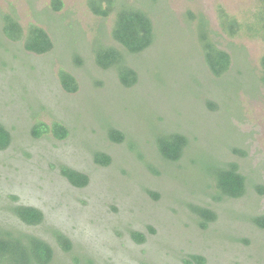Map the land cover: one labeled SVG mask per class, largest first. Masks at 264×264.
<instances>
[{
	"label": "rangeland",
	"instance_id": "rangeland-1",
	"mask_svg": "<svg viewBox=\"0 0 264 264\" xmlns=\"http://www.w3.org/2000/svg\"><path fill=\"white\" fill-rule=\"evenodd\" d=\"M60 1L57 11L54 0H0V121L12 134L0 151V225L51 243L54 230L63 232L75 248L66 254L58 247L54 264H85L86 257L94 264H188L198 255L205 264H264V230L252 220L264 215V192L254 189L264 187V43L244 32L222 34L218 19L222 7L249 22L259 0H122L153 5L157 30L155 44L128 60L140 81L129 90L115 69L95 61L98 45L117 46L114 15H94L89 0ZM9 14L25 31L44 28L54 48L39 55L9 40L2 31ZM200 15L233 57L225 82H214L205 66ZM62 70L78 81L76 92L61 85ZM38 122H60L70 134L37 138ZM110 127L124 142L109 139ZM172 132L190 141L177 163L160 158L156 146L159 134ZM97 152L112 163L97 164ZM215 157L239 165L248 179L244 197L212 199L207 174ZM63 166L89 175V184H70ZM16 205L42 210L44 224L23 226L11 211ZM194 206L213 209L217 221L202 229ZM134 233L146 240L138 243Z\"/></svg>",
	"mask_w": 264,
	"mask_h": 264
},
{
	"label": "trees",
	"instance_id": "trees-1",
	"mask_svg": "<svg viewBox=\"0 0 264 264\" xmlns=\"http://www.w3.org/2000/svg\"><path fill=\"white\" fill-rule=\"evenodd\" d=\"M152 2L154 4L155 0ZM88 5L91 12L98 17L105 19L111 15L115 17L111 37L117 46L98 45L95 49L96 64L105 70L115 69L119 84L128 90L133 88L140 81L137 72L129 66L128 60L130 57L142 54L155 44L157 30L150 15L153 5L147 4L145 8H139L122 0H89ZM53 7L58 11L63 4L60 0H54ZM194 18L190 15V21ZM218 19L222 34L235 38L244 32L248 37L260 39L264 43V0H259V7L249 22H240L222 7L218 9ZM197 20V37L205 66L215 80L214 82H225L233 57L228 51L219 47L214 39L219 34L209 27L208 20L203 15H200ZM2 31L11 41L23 40L25 49L35 54H46L54 48V41L44 28L34 24L25 31L14 15L4 16ZM261 69V82L264 86V54L261 59ZM59 77L61 85L68 92H76L79 89L78 81L68 71L62 70ZM32 133L37 138L51 134L57 140H64L68 138L70 131L60 122H53L51 125L38 122L33 127ZM108 137L116 144H121L125 140V134L111 127ZM156 140L160 158L173 163L179 162L190 147L189 139L177 132L161 133ZM11 143L12 134L0 121V151L8 149ZM214 159L216 164H213L214 166L207 174V177L213 181V184L207 185V188L214 190L212 199L221 203L226 199L237 200L244 197L247 194L248 179L241 173L239 165L236 162L221 161L217 157ZM95 162L102 166H109L112 158L103 152H97ZM61 172L63 177L77 188L86 187L90 182L89 175L77 169L63 166ZM254 189L264 192V187L258 183H255ZM193 210L202 229H207L218 219L216 211L211 208L194 206ZM11 211L25 227H39L44 224L45 215L36 207L16 205ZM252 220L258 228L264 230V215L255 216ZM52 234L55 243L38 235L25 233L20 229H9L0 225V264H54L58 247L66 254L74 250L75 244L63 232L56 229ZM133 235L138 243L146 240L145 235L140 233ZM84 261L85 264H94V260L87 257ZM205 263L206 259L200 255L193 256L192 261L188 262V264Z\"/></svg>",
	"mask_w": 264,
	"mask_h": 264
}]
</instances>
